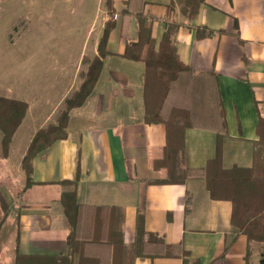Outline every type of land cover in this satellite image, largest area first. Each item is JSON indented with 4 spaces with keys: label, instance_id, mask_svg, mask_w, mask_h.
Instances as JSON below:
<instances>
[{
    "label": "crops",
    "instance_id": "obj_1",
    "mask_svg": "<svg viewBox=\"0 0 264 264\" xmlns=\"http://www.w3.org/2000/svg\"><path fill=\"white\" fill-rule=\"evenodd\" d=\"M139 15L149 26L155 50L167 26L175 25L179 61L196 75L215 77L226 123L222 166L251 168L259 159L264 0H204L193 16L183 13L180 0H101L95 40L89 45L84 41L76 59L59 68L44 96L37 100L35 95H0L27 104L4 159L8 166L12 157L18 161L22 180L17 195L7 199L6 221L15 225L11 264L17 253L65 256L73 264H183L181 256L160 255L159 247L149 246L150 234L179 245L200 264L258 261L262 244L238 231L232 223V201L212 197L205 178L157 182L168 174L160 165L168 146L166 126L145 120L144 63L123 56L126 43L138 37ZM108 22L112 27L98 79L85 101L69 111L66 136L31 159L27 185L21 160L36 129L31 126L56 121L55 112L80 84L83 57L98 54V39ZM26 120L30 129L21 134ZM183 140V168L203 169L216 154L214 129L189 127ZM71 191L81 206L72 256L68 244L72 228L62 201V195ZM119 231L122 242L116 238Z\"/></svg>",
    "mask_w": 264,
    "mask_h": 264
},
{
    "label": "trees",
    "instance_id": "obj_2",
    "mask_svg": "<svg viewBox=\"0 0 264 264\" xmlns=\"http://www.w3.org/2000/svg\"><path fill=\"white\" fill-rule=\"evenodd\" d=\"M204 0H180L182 11L187 16L196 14L199 5ZM138 37L126 43L123 56L131 60H140L144 63L143 97L144 117L147 122H162L166 126L168 146L164 151V159L160 165L166 168V178L158 183L183 182L186 178L203 177L210 195L214 198H225L232 201V223L238 231L244 234L250 242L260 241L262 248L256 263L264 264V237L254 234L248 229L251 222L241 220L234 200L220 192L231 184L242 187L255 172H261L264 180V121L258 122L260 140L257 143L258 160L251 168L232 166L225 168L221 163V142L226 137V123L221 110L215 77L212 75H196L186 65L182 64L175 52L173 35L175 25L167 26L157 50L154 49L153 39L150 36L149 26L138 16ZM112 27L106 23L97 43L98 54L93 57H83L84 70L79 73L80 84L65 100V109L56 117V124L45 129H39L30 140L27 150L21 160V167L25 175V183L29 185L31 176V159L40 151L51 145L54 141L66 136V125L69 111L81 105L91 93L101 70L102 57L107 53L106 43L108 33ZM157 81V84L154 82ZM165 84V85H164ZM27 109L24 101L9 99L0 96V147L2 158H6L12 137L20 125ZM206 127L216 131V154L210 158L203 169H190L184 167V131L189 127ZM252 175V176H251ZM74 182V181H73ZM64 181V184H73ZM264 185V182H263ZM247 187V185H245ZM65 214L71 225L68 239L70 255L74 253L77 243L73 239L77 223L80 204L77 203L74 191L62 195ZM264 201V192H263ZM1 211L4 218L9 213L7 200L0 199ZM103 208H99L101 212ZM6 211V212H4ZM143 231V230H141ZM264 231V226H263ZM121 241V232L116 235ZM111 241V240H110ZM100 241L98 240L97 243ZM102 243V241L100 242ZM111 243V242H110ZM149 246L159 247L160 255H178L183 258V264H200L190 260L186 251L179 245L166 244L162 237L150 234L146 240ZM69 258V257H68ZM14 264H73V260L65 256H25L16 254Z\"/></svg>",
    "mask_w": 264,
    "mask_h": 264
},
{
    "label": "rangeland",
    "instance_id": "obj_3",
    "mask_svg": "<svg viewBox=\"0 0 264 264\" xmlns=\"http://www.w3.org/2000/svg\"><path fill=\"white\" fill-rule=\"evenodd\" d=\"M100 1L0 0V95L11 93L20 98L35 95L37 100L44 96L46 89L55 83L59 68L76 59L84 41L89 45L95 40L99 27L95 17ZM65 100L55 112V118L65 109ZM56 123H45L42 127L34 124L32 138L39 129ZM28 128L26 120L20 133L27 132ZM1 148L0 199L5 201L17 195L22 180L18 161L12 157L9 167L6 158H2ZM254 177L242 187L231 184L220 192L234 200L239 223L251 222L248 229L253 235L264 237V180L260 171ZM1 207L0 203V264H11L10 238L14 236L15 225L7 223Z\"/></svg>",
    "mask_w": 264,
    "mask_h": 264
},
{
    "label": "built area",
    "instance_id": "obj_4",
    "mask_svg": "<svg viewBox=\"0 0 264 264\" xmlns=\"http://www.w3.org/2000/svg\"><path fill=\"white\" fill-rule=\"evenodd\" d=\"M116 17H117V14H114V15H113V18L115 19Z\"/></svg>",
    "mask_w": 264,
    "mask_h": 264
}]
</instances>
